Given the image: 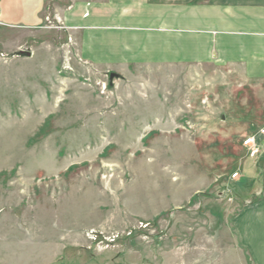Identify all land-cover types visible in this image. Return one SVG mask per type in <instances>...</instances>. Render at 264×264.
Masks as SVG:
<instances>
[{"label": "rangeland", "instance_id": "374dc122", "mask_svg": "<svg viewBox=\"0 0 264 264\" xmlns=\"http://www.w3.org/2000/svg\"><path fill=\"white\" fill-rule=\"evenodd\" d=\"M74 1L0 26V264H244L229 217L261 180L264 82L211 64L109 80L61 20Z\"/></svg>", "mask_w": 264, "mask_h": 264}, {"label": "crops", "instance_id": "0c3cea01", "mask_svg": "<svg viewBox=\"0 0 264 264\" xmlns=\"http://www.w3.org/2000/svg\"><path fill=\"white\" fill-rule=\"evenodd\" d=\"M43 8L44 0H0V26L43 23ZM61 20L79 35L80 60L97 72L120 78L139 66L211 64L264 82V0L74 1ZM260 176L250 178V199L229 217L244 264L252 261L246 229L264 217V168Z\"/></svg>", "mask_w": 264, "mask_h": 264}, {"label": "built area", "instance_id": "2783aa9c", "mask_svg": "<svg viewBox=\"0 0 264 264\" xmlns=\"http://www.w3.org/2000/svg\"><path fill=\"white\" fill-rule=\"evenodd\" d=\"M253 142H254V138L253 137H247V138H245L244 139V141H243V145L244 146H247V145H249V144H253ZM250 146V145H249ZM236 175V174H235Z\"/></svg>", "mask_w": 264, "mask_h": 264}, {"label": "water", "instance_id": "95a60500", "mask_svg": "<svg viewBox=\"0 0 264 264\" xmlns=\"http://www.w3.org/2000/svg\"><path fill=\"white\" fill-rule=\"evenodd\" d=\"M24 52H20V54H23ZM118 75L116 74V73H114V72H111L110 74H109V80H112L114 77H117Z\"/></svg>", "mask_w": 264, "mask_h": 264}]
</instances>
